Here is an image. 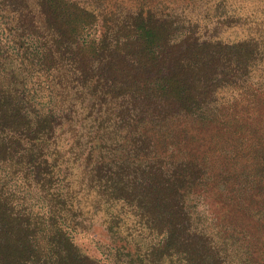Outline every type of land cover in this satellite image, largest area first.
Masks as SVG:
<instances>
[{"label":"trees","instance_id":"trees-1","mask_svg":"<svg viewBox=\"0 0 264 264\" xmlns=\"http://www.w3.org/2000/svg\"><path fill=\"white\" fill-rule=\"evenodd\" d=\"M93 1L0 0V264H227L189 201L221 163L264 168L261 92L228 120L209 104L264 60V0H218L208 26L200 0Z\"/></svg>","mask_w":264,"mask_h":264},{"label":"rangeland","instance_id":"rangeland-1","mask_svg":"<svg viewBox=\"0 0 264 264\" xmlns=\"http://www.w3.org/2000/svg\"><path fill=\"white\" fill-rule=\"evenodd\" d=\"M80 2H91L89 0H77ZM108 6H118L121 10L126 6L134 5V0H104ZM218 0H200L199 8L194 10L192 17L203 25H211L215 23L207 9L212 10L217 6ZM92 2H94L92 0ZM91 2V3H92ZM137 2V0H136ZM150 5H160L158 0H147ZM224 3H232L234 9L240 4L247 5L246 0H225ZM193 7L185 8L184 11L189 13ZM212 13V12H211ZM9 19L6 16H0V25L6 27ZM218 35L223 36L227 40H238L240 37L248 33L249 29L255 31L256 23L253 27L250 23H219ZM0 26V30L2 27ZM264 31V23L259 26ZM6 33L8 31L6 30ZM258 33H260L258 31ZM10 36V34L8 33ZM246 81L249 80V87L243 84H235L223 87L210 100V105L217 106L218 110L212 109L219 118L229 119L233 116V111L237 110V97L243 94L244 99L241 107L248 108L249 104H254L257 99L258 92L264 97V60L252 68L245 75ZM243 83V82H242ZM239 94V96H238ZM261 100V98H258ZM257 104V101H255ZM247 106V107H245ZM213 115V114H212ZM214 116V115H213ZM264 117V113L258 115V119ZM256 120V119H254ZM264 123V122H263ZM209 131V132H208ZM254 135L264 136V128L249 127ZM208 132V133H207ZM203 133L206 140H216L218 145H224L215 138L223 137L214 132V129L204 130ZM220 157L222 159L232 158L229 155L234 154L231 148L220 146ZM228 149V150H227ZM212 157V155H211ZM231 165L219 164L215 173H210L197 188H194L189 201V211L194 214L197 225L204 230L212 239L214 244L218 245L219 253L223 261L227 264H264V168L260 169L254 166L255 175L249 174L239 163ZM92 231L86 232V237H93L96 243L111 242L112 239L101 233H106L99 223V219H94ZM96 237V238H95ZM102 240V241H101ZM108 245H112L108 244ZM84 248L88 247V251L95 256H101L95 243H84Z\"/></svg>","mask_w":264,"mask_h":264}]
</instances>
